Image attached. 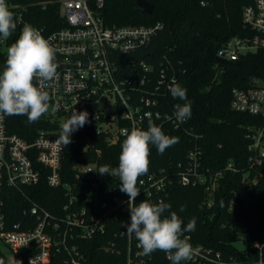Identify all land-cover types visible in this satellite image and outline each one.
<instances>
[{"label": "trees", "instance_id": "trees-1", "mask_svg": "<svg viewBox=\"0 0 264 264\" xmlns=\"http://www.w3.org/2000/svg\"><path fill=\"white\" fill-rule=\"evenodd\" d=\"M148 1L153 4L150 14L143 13L135 0H104L99 14L108 26L147 25L156 21L163 24V30L134 56V61L143 60L151 65L150 75L153 78L161 67L173 64L175 82L187 90V99L191 102L192 113L186 125L192 131L188 134L181 129L164 127L162 131L171 137H178L179 142L163 154L150 145V164L146 174H163L164 185L158 190L150 188L151 196L143 195L140 201L158 203L163 200L170 204L171 208L164 215L176 212L183 221L182 227L195 218V231L187 232L192 237L191 241L219 251L228 264H264L257 261L258 252L252 245L255 240L264 243V162L251 166L250 157L255 153L248 149L252 142L249 133L253 128L264 127V117L234 111L229 105L232 88L248 87L252 85L253 78L264 81V48L243 54L233 61H216L218 48L228 38L249 33L241 20V8L248 0ZM7 3L14 13L17 27L4 41L5 48H0V72L6 63L7 48L19 37L23 24L40 28L44 33L64 24L58 0H7ZM19 15L20 23L17 22ZM167 100L171 107L185 102L173 99L170 93ZM80 111L90 114L88 107ZM4 116L7 130L29 141L42 130L56 134L61 131L59 121L53 119L50 110L34 123H29L27 116L23 115ZM193 133L200 135L198 143L202 146V167L208 169L206 173L223 170L214 189L209 183L188 186L178 181V172L182 169L179 163L186 162V153L194 141ZM71 139L72 143L63 148L64 180L73 178V165L87 163L94 158L96 148L100 149L98 168L105 164L118 166L125 138L108 145L87 123L73 132ZM91 141L92 149L84 151L79 147L81 142ZM227 162H232L237 171L224 170ZM254 174L258 177L257 183L247 185L246 179ZM98 175L97 184L102 191L98 202L111 201L115 195L127 198L119 190L118 178ZM45 182L43 177L38 184L25 186L21 191L6 187L1 189L0 200L10 225L20 222L21 229L27 228V220L32 223L34 219L22 211L32 203L55 215L61 212L62 204L67 200L64 189L51 188ZM119 218L127 221L128 213L120 214ZM120 219L110 220L104 233L79 242L80 249L85 253L82 264H126V242L119 235L124 229ZM243 233L247 237H240ZM240 238L243 239V248L235 246ZM53 250L50 264H68V255L63 249ZM35 251L32 247L11 251L1 243L0 260L3 264H26L27 258ZM144 258L145 264H172L167 254L160 250ZM180 264L196 263L185 260Z\"/></svg>", "mask_w": 264, "mask_h": 264}, {"label": "built area", "instance_id": "built-area-1", "mask_svg": "<svg viewBox=\"0 0 264 264\" xmlns=\"http://www.w3.org/2000/svg\"><path fill=\"white\" fill-rule=\"evenodd\" d=\"M58 4L64 24L48 33L34 28L55 49L57 76L48 82L46 91L50 95L49 110L60 126L75 110L79 112L88 107L90 126L108 145L124 139L125 130L130 131L134 127L145 130L149 119L161 129L172 127L191 133L187 120L178 123L174 115L175 107L168 104L169 86L176 81L173 64L161 67L153 78L150 75L151 65L143 60L134 61V56L163 30L161 22L108 26L99 14L104 0H58ZM20 19L19 15L18 23ZM241 20L249 33L228 38L218 48L216 58L233 61L243 54L264 48V0H248L243 4ZM251 84L232 88L230 108L264 117V84L259 83L257 78H253ZM110 104H114L115 110L108 111ZM193 134L194 141L186 153V162L179 163L182 169L178 172V181L188 186L209 183L214 189L223 170L206 173L208 169L202 167V146L198 143L200 135ZM59 135L58 132L42 130L29 141L10 133L5 116L0 115V191L3 187L21 191L25 186L38 184L44 177L49 187L63 188L67 199L58 215L35 203L23 209V214L34 219L32 223L27 220L25 229L20 228V222L8 223L0 200L2 245L11 251L26 247L37 250L27 258L26 264H50L53 249H63L68 255V264H82L85 253L80 249V241L104 233L109 221L120 219V214L128 213L127 221L120 219L123 225L130 222L128 196L122 199L115 195L111 201L97 200L102 193L97 184L99 175L90 170L98 169L99 148L95 149L96 155L87 163L73 165V178L64 180V145L57 142ZM249 136L252 142L248 149L255 153L250 157L252 166L264 162V127L253 128ZM81 143L80 148L84 151L92 149V141ZM223 169L237 171L232 162H227ZM162 175L149 173L139 177L137 186L141 192L136 198L137 204L143 195L151 196L150 188L158 190L164 185ZM257 181L256 174L246 179L249 186ZM106 191L109 192L108 187ZM119 235L126 242V264H145V258L140 254L142 249L137 247L135 238L129 237L125 229L120 230ZM240 237L245 238L247 234L243 233ZM181 238H187L192 246L191 257L186 261L228 264L219 251L193 243L187 232ZM252 245L258 252L257 261L264 262V243L255 240Z\"/></svg>", "mask_w": 264, "mask_h": 264}, {"label": "clouds", "instance_id": "clouds-1", "mask_svg": "<svg viewBox=\"0 0 264 264\" xmlns=\"http://www.w3.org/2000/svg\"><path fill=\"white\" fill-rule=\"evenodd\" d=\"M14 13L7 0H0V38L8 39L16 30ZM7 59L0 72V115L27 116L34 123L49 112L50 95L46 91L50 81L57 76L55 49L41 32L31 25H25L14 43L7 48ZM173 99L185 101L177 103L175 119L183 123L191 117V102L187 99V90L179 83L169 86ZM55 111V108L52 109ZM150 115V114H149ZM87 111L76 110L61 125L57 142L68 146L72 143L71 134L89 123ZM125 139L121 144L117 167L101 165L95 171L100 175L118 177L119 190L128 196L130 222L123 225L126 234L134 237L141 255L150 256L160 250L167 254L172 264L190 259L192 246L184 232L195 231L196 219L192 218L185 227L183 221L172 211L165 216L171 205L163 200L151 203L147 200L136 203L140 195L138 179L149 169L150 145H154L160 154L179 142L178 137L166 135L159 126L149 119L147 130L132 128L125 130ZM183 211V208L181 209ZM3 264V261H0Z\"/></svg>", "mask_w": 264, "mask_h": 264}, {"label": "water", "instance_id": "water-1", "mask_svg": "<svg viewBox=\"0 0 264 264\" xmlns=\"http://www.w3.org/2000/svg\"><path fill=\"white\" fill-rule=\"evenodd\" d=\"M135 3L143 13H146V14L152 13L153 4L151 2H149L148 0H135ZM216 61L221 62V63L227 62L226 60L221 59V58H216ZM82 145H83V143H80L79 147H82ZM203 213H205V211H203Z\"/></svg>", "mask_w": 264, "mask_h": 264}, {"label": "rangeland", "instance_id": "rangeland-1", "mask_svg": "<svg viewBox=\"0 0 264 264\" xmlns=\"http://www.w3.org/2000/svg\"><path fill=\"white\" fill-rule=\"evenodd\" d=\"M4 41H5V39L0 38V48L1 49H4L5 48V44H4L5 42ZM257 80H258L259 83L264 84V81L260 80L259 78H257ZM107 109H108V111L115 110L114 104L108 105L107 106ZM242 240H243L242 238H240V240H237L235 242V246L238 247V248H243V242H242Z\"/></svg>", "mask_w": 264, "mask_h": 264}]
</instances>
